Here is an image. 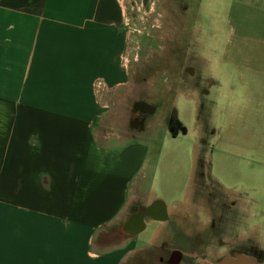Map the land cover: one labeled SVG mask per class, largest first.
Returning <instances> with one entry per match:
<instances>
[{
    "label": "crops",
    "instance_id": "crops-1",
    "mask_svg": "<svg viewBox=\"0 0 264 264\" xmlns=\"http://www.w3.org/2000/svg\"><path fill=\"white\" fill-rule=\"evenodd\" d=\"M154 1L0 0V264L197 259L182 246L181 199L168 204L152 188L153 124L125 131L108 119L127 78V18ZM227 6L224 153L229 178L249 169L251 191L227 192L251 221L264 208V0ZM141 204L163 217L136 218ZM259 242L263 257L264 233Z\"/></svg>",
    "mask_w": 264,
    "mask_h": 264
},
{
    "label": "rangeland",
    "instance_id": "rangeland-1",
    "mask_svg": "<svg viewBox=\"0 0 264 264\" xmlns=\"http://www.w3.org/2000/svg\"><path fill=\"white\" fill-rule=\"evenodd\" d=\"M228 10L227 0H155L142 12L146 14H129L123 59L127 78L111 95L116 104L108 119L125 131H131L134 119L153 124L145 134L152 188L168 204L181 199L177 210L185 213L182 222L189 230L190 222L208 221L211 214L222 218L221 209L231 206L230 216L224 211L220 237H229L237 249L247 246L249 254L260 258L264 226H259V214L264 215V208L254 211L249 221L248 207L230 205L227 192H251L249 169L238 167L229 178L234 170L225 154L227 71L217 61L226 46ZM139 103L154 112H138Z\"/></svg>",
    "mask_w": 264,
    "mask_h": 264
},
{
    "label": "flooded vegetation",
    "instance_id": "flooded-vegetation-1",
    "mask_svg": "<svg viewBox=\"0 0 264 264\" xmlns=\"http://www.w3.org/2000/svg\"><path fill=\"white\" fill-rule=\"evenodd\" d=\"M187 71L192 72V69H187ZM151 107L152 106L142 103L136 105L138 112H141L142 114L153 113V107ZM142 126L143 121L141 118L133 120L132 127L141 128ZM222 211V218L218 217L217 214L212 218L211 214V218L209 217L208 221L204 219L202 232L198 235H193L192 233H190V226L183 223L184 226H182V230H180L182 232V246L186 248L189 254L195 252L198 256L197 259L191 258L190 256L187 257L184 264H212L223 258L233 257L237 254L251 255L249 253H252V251L250 248H246L247 246L241 249H237V246L232 240L227 241L229 237H227L226 240L223 239V237H220V223L225 221L224 211H226V213L230 216L232 207L229 206L226 209L223 208L221 209V212ZM159 213L160 212L154 213L151 209L141 204L136 211V218L142 219L155 216L163 217V213L162 215H159ZM164 217L169 220L172 226H174V220L170 216L165 214ZM254 255L258 256L257 254Z\"/></svg>",
    "mask_w": 264,
    "mask_h": 264
},
{
    "label": "water",
    "instance_id": "water-1",
    "mask_svg": "<svg viewBox=\"0 0 264 264\" xmlns=\"http://www.w3.org/2000/svg\"><path fill=\"white\" fill-rule=\"evenodd\" d=\"M212 264H263V263L258 259L256 255L237 254L233 257L223 258Z\"/></svg>",
    "mask_w": 264,
    "mask_h": 264
},
{
    "label": "built area",
    "instance_id": "built-area-1",
    "mask_svg": "<svg viewBox=\"0 0 264 264\" xmlns=\"http://www.w3.org/2000/svg\"><path fill=\"white\" fill-rule=\"evenodd\" d=\"M97 85H98L97 88H99V90L104 89V84L102 82H98Z\"/></svg>",
    "mask_w": 264,
    "mask_h": 264
}]
</instances>
